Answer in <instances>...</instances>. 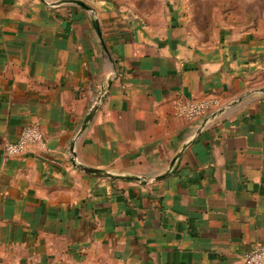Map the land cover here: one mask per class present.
<instances>
[{
  "label": "crops",
  "instance_id": "1",
  "mask_svg": "<svg viewBox=\"0 0 264 264\" xmlns=\"http://www.w3.org/2000/svg\"><path fill=\"white\" fill-rule=\"evenodd\" d=\"M61 1L0 0V264H242L264 246V46L198 42L177 0ZM209 97L203 128L174 116ZM31 121L44 146L4 160Z\"/></svg>",
  "mask_w": 264,
  "mask_h": 264
},
{
  "label": "rangeland",
  "instance_id": "2",
  "mask_svg": "<svg viewBox=\"0 0 264 264\" xmlns=\"http://www.w3.org/2000/svg\"><path fill=\"white\" fill-rule=\"evenodd\" d=\"M158 1L149 0L145 8L160 13L164 4ZM177 5L186 16L188 33L198 42H211L221 31L239 30L264 46V0H177ZM84 257L74 264H111Z\"/></svg>",
  "mask_w": 264,
  "mask_h": 264
},
{
  "label": "built area",
  "instance_id": "3",
  "mask_svg": "<svg viewBox=\"0 0 264 264\" xmlns=\"http://www.w3.org/2000/svg\"><path fill=\"white\" fill-rule=\"evenodd\" d=\"M221 108L219 99L214 97L200 100H184L174 104V116L187 122H196L204 119ZM44 146V137L37 121H31L23 126L13 143L3 149V159L9 160L23 155L32 147ZM242 264H264V246L256 245L242 258Z\"/></svg>",
  "mask_w": 264,
  "mask_h": 264
},
{
  "label": "water",
  "instance_id": "4",
  "mask_svg": "<svg viewBox=\"0 0 264 264\" xmlns=\"http://www.w3.org/2000/svg\"><path fill=\"white\" fill-rule=\"evenodd\" d=\"M60 3L61 4L76 5V6H79V7L83 8V9H85V10H88V11L91 10L84 2H82L80 0H62ZM92 25H93L94 30L96 31L98 37L101 39V32H100V29H99V26H98V22L95 19L92 20ZM99 100H101V99H99ZM95 111H96V107L92 108L90 110V112L87 114V116H86V118H85V120H84V122H83V124H82V126L80 128L79 134H81L85 130L88 122L92 119ZM221 112H222V110H217L216 112H214L211 115L207 116L201 122L200 127L203 128L210 120H212L214 117H216L217 115H219ZM175 159L172 160V162L170 163V165H169L170 168L172 167ZM80 169L83 170L86 173L95 174L98 177L105 176V177H108V178H118V177L110 176L108 174H106V175H100V173H98L96 170L87 169V168H84V167H81V166H80ZM162 177H164V176L158 177L156 179L157 180H160V179H162ZM121 179L134 180V181H137L138 180L137 178H132V177H125V178H121Z\"/></svg>",
  "mask_w": 264,
  "mask_h": 264
}]
</instances>
